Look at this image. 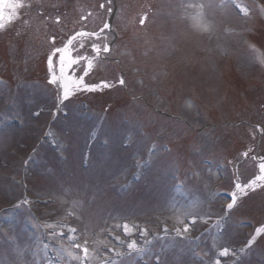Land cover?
<instances>
[{"label": "rangeland", "instance_id": "1", "mask_svg": "<svg viewBox=\"0 0 264 264\" xmlns=\"http://www.w3.org/2000/svg\"><path fill=\"white\" fill-rule=\"evenodd\" d=\"M125 2L130 4L131 0ZM225 3L155 0L142 29L140 18L134 16L126 22L132 9L129 14L124 8L117 14L115 25L120 33L116 43L110 45L112 38L105 34L110 62L84 77L86 84L105 80L112 87L77 91L63 100L54 137L63 134L64 149L57 147L54 154L42 144L36 147L37 153L30 156V151L25 161L28 176L30 171L43 176L30 174V185L38 191L32 200L45 192L52 199L42 206L47 211L42 215L53 228L46 244L50 264H81L80 249L73 248L68 239L73 235L66 229L70 220L76 227L75 243L89 249L84 264H230L234 248L245 245L255 229L264 225V187L247 195L239 193L226 218V199L215 190L217 182L220 189L232 190L236 182L247 183L258 174V160L252 157L264 154V135L261 151L251 152L261 130L256 126L264 128V113L255 120L250 115V110L264 109V35L258 32L263 25L254 18L238 19ZM34 7L27 25L0 31V77L12 96L19 90L17 109L23 117L21 128L0 123V206L10 202L7 187L1 184L4 176L14 171V149L16 156H21L17 160L23 162V154L34 144L30 133L46 122L48 111L58 104L52 101L61 95L58 86L48 83V65L44 68L46 62L38 52L51 48L54 32L45 29V38H41L40 29L55 12L49 5ZM124 23L128 27L132 23L129 33ZM245 25L253 29L242 46L252 52L249 58L236 48L234 40L235 30ZM225 49H229L228 56L232 54L228 63L223 61ZM75 53L79 54H71ZM253 56H262L263 66L256 65ZM111 58L116 60L111 62ZM78 70L81 73L82 69H76L77 76ZM121 78L123 85L118 83ZM247 119L253 124L250 130L234 125ZM150 143L153 155L148 154L152 148L146 149ZM222 159L231 162L237 177L235 173L231 179L226 175L228 169L222 172L216 167ZM21 174L19 167V177ZM174 174L182 176L189 189L172 187ZM27 178L24 186L14 183L20 198L30 186ZM193 219L195 223H191ZM5 221L4 230L13 232L9 218ZM249 221L255 228L247 225ZM125 223L133 228L130 236L117 227ZM184 224L190 230L178 237L175 230ZM221 224L224 231H220ZM140 230L146 235H140ZM256 239L239 264H264V234ZM22 240L13 244L0 240V264L27 263L20 252ZM130 240H136L142 251L130 252ZM224 248L229 250L227 257L219 255ZM68 252L80 259H73Z\"/></svg>", "mask_w": 264, "mask_h": 264}, {"label": "snow or ice", "instance_id": "2", "mask_svg": "<svg viewBox=\"0 0 264 264\" xmlns=\"http://www.w3.org/2000/svg\"><path fill=\"white\" fill-rule=\"evenodd\" d=\"M109 3H111V0H109ZM24 6L25 5L22 0H0V30H4V28L6 27L5 20L10 23L14 18H18L17 10L23 8ZM236 6L240 9L242 14H248V10L246 7H242L239 4H237ZM100 7L105 8V5L101 4ZM106 10L108 13H111L113 11L111 7H108ZM6 12L7 16L5 15ZM140 23H144L143 18L141 19ZM109 29L110 24L105 21L103 27L100 28L99 31L88 32L81 30L70 36L63 45V47H54L52 49V52L49 55L47 61L49 69L48 83L53 86H58L61 90V95L57 104L58 107L63 100H67L71 95H73L77 91H97L102 88L112 87V85L105 80L100 81L99 84L91 85L86 84L84 82V77L89 75V73L94 69L95 61L100 58L101 54H107L110 52V46L107 42V36L105 35V32ZM86 41H91V55L71 54L72 52H78V49L76 47L77 44L79 49H84ZM95 41H103V43L101 45L96 43ZM51 42L53 44L55 43V37L52 38ZM253 51L255 52L256 50L253 49ZM78 67H82L83 69L82 74H80L79 76L76 75V69ZM118 83L123 85L125 81L121 78ZM244 155L247 156V153H244ZM252 158L254 160H258V174H256L245 184H241L239 182L235 183V190L229 193L231 201L227 204L226 210H231L235 206L239 193H244L245 195H247L249 191H256L258 188L264 187V157L258 158L254 156ZM25 203L28 202L25 201ZM195 222V219L191 221V223ZM46 227H52V225H46ZM117 227L122 228L125 236H130L133 232L132 226L127 223L123 225H117ZM189 230L190 229L188 224H184V227L182 229L177 228L175 231L178 237H183L186 233L189 232ZM167 231V228H165L164 232L166 233ZM69 232L73 235H69L68 239L73 241V248L80 249V252L82 253L81 264H84V261H87V259L89 258V249L86 246H82L79 243H75L74 234L76 232V229H69ZM261 234H264V225L258 227L255 230V234L246 242L245 248H250L255 242L256 236ZM56 235L64 236L65 233H56ZM140 235H146V231L140 230ZM116 239L119 240L120 237H116ZM127 248L130 252L142 251V249L139 248L138 242L136 240H130L127 243ZM109 251L111 252L113 250L109 249ZM228 254L229 250L227 248H224L219 253L220 256H227ZM68 255L72 256V253L68 252ZM72 258L80 259V257L76 256H72ZM216 264H219V261H216Z\"/></svg>", "mask_w": 264, "mask_h": 264}, {"label": "flooded vegetation", "instance_id": "3", "mask_svg": "<svg viewBox=\"0 0 264 264\" xmlns=\"http://www.w3.org/2000/svg\"><path fill=\"white\" fill-rule=\"evenodd\" d=\"M58 2H59V1L56 0L55 3H58ZM81 5L84 6V7H90V8H92V9H94V8L97 7V6H99V8H101L100 5L96 4V1H95V0H83V1L81 2ZM101 9L103 10L104 8H101Z\"/></svg>", "mask_w": 264, "mask_h": 264}]
</instances>
